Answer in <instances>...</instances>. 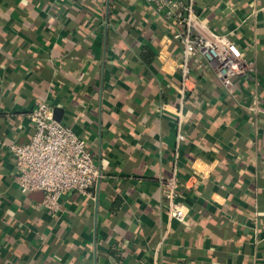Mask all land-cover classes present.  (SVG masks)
<instances>
[{"label": "crops", "instance_id": "1", "mask_svg": "<svg viewBox=\"0 0 264 264\" xmlns=\"http://www.w3.org/2000/svg\"><path fill=\"white\" fill-rule=\"evenodd\" d=\"M195 9L253 65L229 90L204 60L183 77L182 48L145 0H0V264H264V0ZM41 101L100 174L57 216L18 190L7 149L28 142ZM173 171L182 223L161 194Z\"/></svg>", "mask_w": 264, "mask_h": 264}, {"label": "built area", "instance_id": "2", "mask_svg": "<svg viewBox=\"0 0 264 264\" xmlns=\"http://www.w3.org/2000/svg\"><path fill=\"white\" fill-rule=\"evenodd\" d=\"M170 26L171 38L181 48L180 68L187 77L192 66L206 61L220 86L231 89L239 80L249 77L253 65L237 45L224 34L208 30L195 9V0H145ZM259 100L253 96L247 110L260 113ZM33 133L27 143L8 144L14 163L12 180L22 194L39 191V207L52 216L62 211L61 199L71 193L87 194L99 179V171L86 142L73 130L57 121L48 102H38L28 114ZM181 119L176 126L180 128ZM184 135L176 134V142ZM175 163V161H174ZM161 194L170 221L184 222L188 211L177 202L179 188L175 171L160 179Z\"/></svg>", "mask_w": 264, "mask_h": 264}, {"label": "water", "instance_id": "3", "mask_svg": "<svg viewBox=\"0 0 264 264\" xmlns=\"http://www.w3.org/2000/svg\"><path fill=\"white\" fill-rule=\"evenodd\" d=\"M60 114H61V111L53 110V117H54L55 120L60 121V118H59Z\"/></svg>", "mask_w": 264, "mask_h": 264}]
</instances>
